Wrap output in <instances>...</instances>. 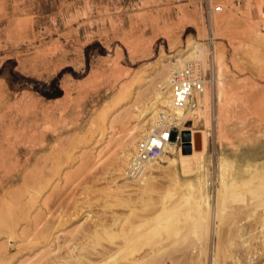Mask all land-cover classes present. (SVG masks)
Masks as SVG:
<instances>
[{"label":"rangeland","instance_id":"obj_1","mask_svg":"<svg viewBox=\"0 0 264 264\" xmlns=\"http://www.w3.org/2000/svg\"><path fill=\"white\" fill-rule=\"evenodd\" d=\"M188 62L208 98L170 121ZM0 264H264V0H0Z\"/></svg>","mask_w":264,"mask_h":264},{"label":"built area","instance_id":"obj_2","mask_svg":"<svg viewBox=\"0 0 264 264\" xmlns=\"http://www.w3.org/2000/svg\"><path fill=\"white\" fill-rule=\"evenodd\" d=\"M222 5L214 6V10L221 11ZM205 71L198 62H188L186 65L175 68L168 80L170 101L178 107H193L197 101V94L204 89ZM172 134L169 124L152 130L135 145L125 172L127 175L139 176L146 167L147 162L156 160L163 152L166 142Z\"/></svg>","mask_w":264,"mask_h":264},{"label":"bare ground","instance_id":"obj_3","mask_svg":"<svg viewBox=\"0 0 264 264\" xmlns=\"http://www.w3.org/2000/svg\"><path fill=\"white\" fill-rule=\"evenodd\" d=\"M195 52L196 51H193L189 56L190 57L191 56H195V57L198 56V54L195 55L196 54ZM180 65L181 64H178L176 67H180ZM182 66L183 65H181V67ZM209 83H210L209 79H207L205 77L204 78V89H203L202 92H200V93L197 94L198 95L197 96V101H196V103H195V105L193 107L190 106V107L183 108V107L175 106L172 103V101H170V97H169V105H170V108L173 109V110L168 114V118H169L168 120H170V121L173 120L174 121V119L178 118V115H183L184 118H187L191 114H195V111H196L195 110V107L197 106L198 99L199 98H203V101H206L207 98H208L206 87L209 85ZM168 92H169V88H168ZM185 110H187L188 112H185ZM171 125H173V124H171ZM172 127H175V126H172ZM170 139H171V136L169 137L168 141L166 142L165 148H164L163 152L159 155V158H163L164 157V153H165V150L166 149L167 150H174V147L176 146V143L174 141H171ZM200 146L202 147L201 134L199 132H197V131H194L193 132V153H192V155H184V154H181V157H180L181 158V164L182 165L185 164L186 163L185 161L188 160L191 156L194 157L193 155L197 154L196 152H198ZM154 162H155V160L154 161H151V162H147L146 166L147 165H151V163H154Z\"/></svg>","mask_w":264,"mask_h":264},{"label":"water","instance_id":"obj_4","mask_svg":"<svg viewBox=\"0 0 264 264\" xmlns=\"http://www.w3.org/2000/svg\"><path fill=\"white\" fill-rule=\"evenodd\" d=\"M183 137L185 138V142L183 145L184 146V152H186V149H187V152H189L191 149V145H190L189 140H187L188 139V132L187 131L183 132Z\"/></svg>","mask_w":264,"mask_h":264}]
</instances>
